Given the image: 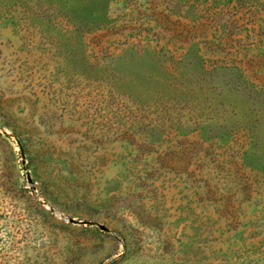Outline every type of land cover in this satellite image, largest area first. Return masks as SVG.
Instances as JSON below:
<instances>
[{
	"label": "rangeland",
	"instance_id": "1",
	"mask_svg": "<svg viewBox=\"0 0 264 264\" xmlns=\"http://www.w3.org/2000/svg\"><path fill=\"white\" fill-rule=\"evenodd\" d=\"M0 264H264V0H0Z\"/></svg>",
	"mask_w": 264,
	"mask_h": 264
},
{
	"label": "water",
	"instance_id": "2",
	"mask_svg": "<svg viewBox=\"0 0 264 264\" xmlns=\"http://www.w3.org/2000/svg\"><path fill=\"white\" fill-rule=\"evenodd\" d=\"M100 228H101L102 231H105V232L108 231V229L106 227L100 226Z\"/></svg>",
	"mask_w": 264,
	"mask_h": 264
}]
</instances>
